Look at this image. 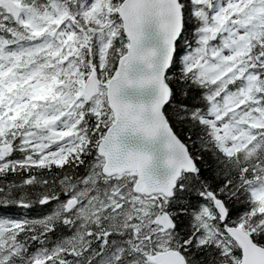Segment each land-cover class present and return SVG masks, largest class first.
Returning a JSON list of instances; mask_svg holds the SVG:
<instances>
[{"label": "snow or ice", "instance_id": "6c2138e0", "mask_svg": "<svg viewBox=\"0 0 264 264\" xmlns=\"http://www.w3.org/2000/svg\"><path fill=\"white\" fill-rule=\"evenodd\" d=\"M0 264H264V0H0Z\"/></svg>", "mask_w": 264, "mask_h": 264}]
</instances>
